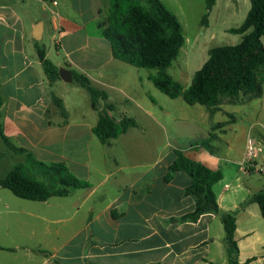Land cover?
Returning <instances> with one entry per match:
<instances>
[{"label": "crops", "instance_id": "1", "mask_svg": "<svg viewBox=\"0 0 264 264\" xmlns=\"http://www.w3.org/2000/svg\"><path fill=\"white\" fill-rule=\"evenodd\" d=\"M110 4L0 0V129L5 138L0 136V178L16 165L30 167L29 154L47 166L64 165L89 184L44 201L22 199L0 187V264H228L222 218L230 212L236 213L238 262L264 264V217L254 202L264 190V176L251 175L263 174L264 156L249 169L244 165L246 140L264 145V82L260 96L220 98L211 113L206 106L185 115L166 113L172 128L184 126L195 135L203 130L207 144L193 145V137L185 148L162 144L166 126L150 80L156 71L114 59L101 35ZM36 43L58 70L53 82ZM60 69L69 71L71 79H62ZM72 72L106 93L100 110L111 104L107 113L115 122L133 119L136 125L101 142L93 133L98 111ZM52 95L61 100L66 118ZM219 113L227 120L213 122ZM225 126H233L241 155H217L208 148ZM5 141L23 151H12ZM226 148L231 150L227 143ZM174 150L222 173L212 187L216 213L203 214L196 222L172 221L195 207L185 194L190 179L184 172L164 181Z\"/></svg>", "mask_w": 264, "mask_h": 264}, {"label": "trees", "instance_id": "2", "mask_svg": "<svg viewBox=\"0 0 264 264\" xmlns=\"http://www.w3.org/2000/svg\"><path fill=\"white\" fill-rule=\"evenodd\" d=\"M250 8L242 21L229 33L240 35L235 45L209 48L208 57L195 71L188 87L184 88L167 72L168 67L177 58L184 45L182 27L177 17L160 0H111L108 17L101 27V35L111 46L114 59L128 65L155 70L150 76L153 85L171 99L181 97L188 105L206 106L210 113L215 109L221 97L235 98L240 93L260 96L264 82V0H249ZM216 0H205L207 12ZM206 13L202 24H207ZM38 58L50 82L58 79L57 68L45 57V50L35 44ZM73 80L87 90L91 106L98 111V121L93 133L101 142L116 137L121 132L136 125L133 119H122L118 123L109 116L107 110L111 104L99 109V102L105 101L104 91L94 88L88 78L72 72ZM54 104L66 118V111L60 99L52 95ZM1 104V97H0ZM0 136L3 134L0 129ZM5 139V138H4ZM12 151L22 152L5 141ZM206 141L193 145L205 146ZM175 158L169 165L164 181L172 179L176 171L184 172L190 179L185 194L195 201L193 211L178 218L175 222H196L206 213H216L218 206L213 185L222 178L220 171H213L198 161L190 159L183 150H174ZM30 167L16 165L0 178V187L8 189L15 196L44 201L52 196H66L71 190L87 188L89 184L71 174L64 165L47 166L33 159L29 154ZM260 214L264 217V190L254 197ZM236 213L223 216L225 247L228 264H240L237 259L238 248L234 238Z\"/></svg>", "mask_w": 264, "mask_h": 264}, {"label": "rangeland", "instance_id": "3", "mask_svg": "<svg viewBox=\"0 0 264 264\" xmlns=\"http://www.w3.org/2000/svg\"><path fill=\"white\" fill-rule=\"evenodd\" d=\"M163 5L173 13L179 20L185 43L179 51L177 58L168 67V74L184 88L188 87L193 73L200 68L207 59V50L216 46L235 45L240 41V35L228 32L230 28L238 27L244 20L249 8V0H216L212 9L207 12L205 0H160ZM208 13L207 24H202L203 16ZM146 72L154 73L155 70L143 69ZM76 86V85H73ZM153 97L160 104L161 122L166 126V131L162 133L164 140L171 145L179 148H185L188 140L194 138L193 141L203 140V130H198L197 134H191L189 129L182 127L179 129L172 128L170 125L169 115H185L186 113H196L203 111L206 107L195 104L193 106L184 103L181 97L171 99L159 90L155 89ZM221 102H225L228 98L221 97ZM180 106H184L187 110L182 111ZM228 108V106H226ZM202 119L201 117H199ZM227 117L216 114L213 122L226 121ZM239 122V121H238ZM240 123V122H239ZM241 124V123H240ZM204 129V128H203ZM233 126H225V131L219 134V140L212 139L208 142V148L217 155L229 154L231 156L241 155L239 152L241 142L237 140L233 134ZM179 132V135L174 133ZM211 132V130H210ZM218 134V133H217ZM193 141H191L193 143ZM226 143L231 146V150H227ZM255 178L264 176L261 173H254Z\"/></svg>", "mask_w": 264, "mask_h": 264}, {"label": "built area", "instance_id": "4", "mask_svg": "<svg viewBox=\"0 0 264 264\" xmlns=\"http://www.w3.org/2000/svg\"><path fill=\"white\" fill-rule=\"evenodd\" d=\"M259 155L264 156V145L255 139L248 138L246 140V145H245V159H244L245 167L249 169L253 164L254 160Z\"/></svg>", "mask_w": 264, "mask_h": 264}, {"label": "water", "instance_id": "5", "mask_svg": "<svg viewBox=\"0 0 264 264\" xmlns=\"http://www.w3.org/2000/svg\"><path fill=\"white\" fill-rule=\"evenodd\" d=\"M38 31H39V26H37V27L35 28V31H34V34H35L34 38H35V39L38 38V37H37ZM59 75H60V77H61L62 79H64V80H70V79H71V74H70L69 71H66V70H62V69H60V70H59Z\"/></svg>", "mask_w": 264, "mask_h": 264}]
</instances>
